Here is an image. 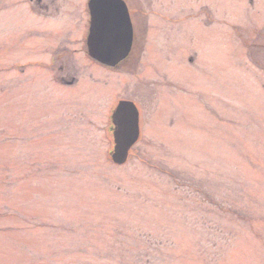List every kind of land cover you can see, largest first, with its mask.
<instances>
[{
	"label": "rangeland",
	"instance_id": "obj_1",
	"mask_svg": "<svg viewBox=\"0 0 264 264\" xmlns=\"http://www.w3.org/2000/svg\"><path fill=\"white\" fill-rule=\"evenodd\" d=\"M58 2L0 0V264H264V0H128L117 68Z\"/></svg>",
	"mask_w": 264,
	"mask_h": 264
},
{
	"label": "water",
	"instance_id": "obj_2",
	"mask_svg": "<svg viewBox=\"0 0 264 264\" xmlns=\"http://www.w3.org/2000/svg\"><path fill=\"white\" fill-rule=\"evenodd\" d=\"M90 28L87 37L89 57L98 64L117 68L130 55L133 46V25L123 0H90ZM116 165L128 161L131 149L140 136V116L135 104L122 101L112 114Z\"/></svg>",
	"mask_w": 264,
	"mask_h": 264
},
{
	"label": "flooded vegetation",
	"instance_id": "obj_3",
	"mask_svg": "<svg viewBox=\"0 0 264 264\" xmlns=\"http://www.w3.org/2000/svg\"><path fill=\"white\" fill-rule=\"evenodd\" d=\"M30 3L32 4H35L36 5V8L35 10L39 11L40 13L42 14H45V15H51L52 13H55V14H60L62 11V7L60 5H57L58 0H28ZM89 1L90 0H87V9H88V34H89V28H90V21H91V17H90V12H89V8H88V4H89ZM124 3L127 5V8L129 10V14H130V18H131V22H132V25H133V36H134V39H133V46H132V51L129 55V57L121 63L124 64L126 62H128L130 60V58H132L133 56V53H134V48H135V42L137 40V36H135V29L137 28L136 26V21L134 19V15H133V11H131L130 9V6H129V3H128V0H123ZM52 6H57L55 9H54V12H52ZM143 16H145L143 13H142ZM148 16V14H146ZM137 31V29H136ZM88 34H87V37H88ZM145 34L148 35L149 34V30L148 28L145 29ZM144 34V41H145V38H146V35ZM86 43H87V39H86Z\"/></svg>",
	"mask_w": 264,
	"mask_h": 264
}]
</instances>
